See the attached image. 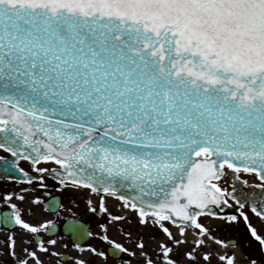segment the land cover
Masks as SVG:
<instances>
[{
	"label": "snow or ice",
	"instance_id": "obj_1",
	"mask_svg": "<svg viewBox=\"0 0 264 264\" xmlns=\"http://www.w3.org/2000/svg\"><path fill=\"white\" fill-rule=\"evenodd\" d=\"M0 152V264H237L211 221L264 246V0H0Z\"/></svg>",
	"mask_w": 264,
	"mask_h": 264
},
{
	"label": "rangeland",
	"instance_id": "obj_2",
	"mask_svg": "<svg viewBox=\"0 0 264 264\" xmlns=\"http://www.w3.org/2000/svg\"><path fill=\"white\" fill-rule=\"evenodd\" d=\"M5 153L0 152V155H4ZM42 167H53L52 165H41ZM244 179H248L250 183H252L255 179H250L248 176H243ZM228 180L229 184H231L230 180ZM258 182V181H257ZM47 184H49L51 187L47 189H42V188H37L35 192L29 193L30 197L31 196H36V195H42L44 196V199L47 200L49 196L45 195L46 192H51V194H58L63 197V203L65 205V209L61 210V219L65 218H76L80 219L86 222H90L92 224V230L93 232H99L100 229L98 227L99 223L104 222L103 217L101 215L93 214L89 211V205L87 203V199H85L84 196V191L86 190H81V191H75L71 188L66 189L64 191H60V185L58 183L52 182V181H46ZM5 187L7 189L11 187H17L19 188V184H6ZM231 190V189H229ZM113 201V200H112ZM25 207H31V201L29 200L28 202L25 203ZM112 209V208H111ZM247 210V209H246ZM39 215V212H38ZM135 214H133L134 216ZM248 215L250 217V222L252 226L256 227L258 234H261L264 236V220L255 216L250 210L248 211ZM124 228L131 229L133 233V239L135 238L137 227H138V222L136 224L128 223L127 221L122 222ZM211 226L216 227L219 226L220 231L218 232V235H220L222 238H224L226 241L230 240H235L237 239V235H241V233L245 232V228H243L242 224L239 223L238 225H233V224H225L224 221L222 220H212L211 221ZM154 231V230H150ZM113 234L117 235V238L119 239H125L121 234L116 233L115 229H113ZM251 235V234H250ZM254 238L253 236H251ZM255 239V238H254ZM248 241H250V246L253 247V242L250 237L247 238ZM67 242V240L63 241ZM94 246H102L101 242L95 239H92L90 241ZM255 243H258V247H261L264 251V246H261L258 241L255 240ZM220 247V246H217ZM222 252H234L236 254V259L239 260V262H248L249 263V258H256V259H261L264 257V253L257 257L255 255L256 253H249L247 250V253L245 254L243 252L242 247H228L227 249L222 248L220 249ZM248 254V255H247Z\"/></svg>",
	"mask_w": 264,
	"mask_h": 264
},
{
	"label": "flooded vegetation",
	"instance_id": "obj_3",
	"mask_svg": "<svg viewBox=\"0 0 264 264\" xmlns=\"http://www.w3.org/2000/svg\"><path fill=\"white\" fill-rule=\"evenodd\" d=\"M6 156V155H5ZM22 165L28 169V170H31L29 168V165L26 164V163H22ZM13 182H8V181H0V191H7L8 189L5 187L6 184H11ZM18 184V183H17ZM52 196H56L57 194H51ZM50 198V197H49ZM64 219H61L59 220V225L60 227L63 225L64 223ZM244 226H246V224H244ZM249 231L246 230V232L241 235H237V239H236V245H238L237 247H242L243 248V252L246 254L247 253V250L249 251V253H256L255 255H261V252L263 251V249L261 247H258V245H254L253 247H250L248 244L250 241L247 240V238L249 237ZM48 237L46 236L45 239H47ZM248 255V254H247Z\"/></svg>",
	"mask_w": 264,
	"mask_h": 264
},
{
	"label": "bare ground",
	"instance_id": "obj_4",
	"mask_svg": "<svg viewBox=\"0 0 264 264\" xmlns=\"http://www.w3.org/2000/svg\"><path fill=\"white\" fill-rule=\"evenodd\" d=\"M242 178H244L243 176H248L250 179H255V177L254 176H250L249 174H246V173H240L239 174ZM109 203H110V206H111V210L112 211H114V212H116V211H118V204H119V202L118 201H115V200H111V201H109ZM133 214L134 213H129V215H131V216H133ZM237 264H249L248 262H239V260H237Z\"/></svg>",
	"mask_w": 264,
	"mask_h": 264
},
{
	"label": "water",
	"instance_id": "obj_5",
	"mask_svg": "<svg viewBox=\"0 0 264 264\" xmlns=\"http://www.w3.org/2000/svg\"><path fill=\"white\" fill-rule=\"evenodd\" d=\"M55 169H57V168H55ZM58 170V169H57ZM17 175H20L19 173H17ZM21 178H23L22 176H21ZM48 178H51V179H53V180H55V181H57L56 179H54L52 176H49ZM228 178H230V180H231V182L233 183V181H232V179H231V177H228ZM243 188H244V190L245 191H247L248 190V186L247 185H244L243 186ZM257 191H259V189H257ZM60 199V198H59ZM69 221H73V220H68L67 222H69ZM67 222H65V224L67 223ZM90 226V225H89ZM89 237H86L83 241H81L82 243H86V242H88L89 241Z\"/></svg>",
	"mask_w": 264,
	"mask_h": 264
}]
</instances>
